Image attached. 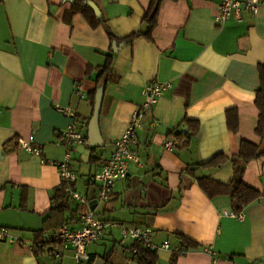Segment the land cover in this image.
<instances>
[{"label":"crops","instance_id":"0c3cea01","mask_svg":"<svg viewBox=\"0 0 264 264\" xmlns=\"http://www.w3.org/2000/svg\"><path fill=\"white\" fill-rule=\"evenodd\" d=\"M90 1L100 11L99 17L93 11L99 18L95 25L83 13H71L74 2L67 0H0V227L20 240L0 241V264H76L70 248L54 256L59 243L37 252L31 246L37 233L87 211L103 221L150 227L156 244L169 245L154 250L156 264H264V155L245 164L242 180L260 197L244 206L241 219L224 214L235 210L229 195L209 197L197 182V176H207L228 184L230 159L241 140L264 148L254 131L264 6L218 25L214 15L221 0H161L152 40L127 43L120 38L145 30L142 17L152 0ZM113 41L123 43L118 52L111 51ZM109 55L110 72L97 84ZM150 81L171 87L148 110L150 124L137 132L129 179L116 180L109 198L100 202L94 174ZM99 86L102 143L91 145L88 122ZM230 109L237 112L234 131L227 124ZM73 123L85 143L72 152L70 167L77 176L74 189L86 202L68 198L59 209L53 198L61 186L58 168L41 163L18 142L31 139L42 146L43 157L61 160L64 150L55 141ZM185 134L189 144L183 147L175 136ZM165 139L175 141L171 150L162 146ZM216 153L229 160L195 174L187 170ZM177 233L196 246H183ZM133 244L122 240L116 227H107L87 253L95 261L110 252L105 264H137L130 255Z\"/></svg>","mask_w":264,"mask_h":264},{"label":"built area","instance_id":"2783aa9c","mask_svg":"<svg viewBox=\"0 0 264 264\" xmlns=\"http://www.w3.org/2000/svg\"><path fill=\"white\" fill-rule=\"evenodd\" d=\"M260 6H264V0H221L214 20L218 25H222L230 17L240 19L241 12L247 11L255 15ZM171 87L170 82L150 81L141 87L142 102L132 112L129 121L119 137L113 141V148L108 159L102 164L100 169L94 174V179L98 182L97 199L102 202L109 198L112 193L114 183L118 179H129V163L136 155L137 132L150 124L146 120V115L151 105ZM69 113L66 109H61ZM61 146L64 155L61 160H51L42 156V146L34 144L31 139L18 142L19 148L28 153L40 157L41 163L53 164L58 168L61 187L66 196L81 202H86V197L74 189L77 179L75 172L70 167L72 152L85 143L84 135L78 130L76 125L70 124L55 141ZM175 145L172 139H165L162 146L171 150ZM244 208V207H243ZM243 208L240 210L225 211L224 214L233 218L243 217ZM107 227H116L122 240L131 239L134 246L130 247V253L135 254L139 248L146 251H154L158 248H168L166 242L156 244L152 238L150 227L127 226L122 223L103 221L97 218L93 211L81 212L77 216L61 223L53 230L42 234L40 243H59L60 249L54 253L55 257L63 253V249L70 248L76 264H84L88 259L87 246L97 241L105 232ZM0 241H20L7 227H0ZM33 251H37V245L31 246ZM212 253L211 249H205Z\"/></svg>","mask_w":264,"mask_h":264},{"label":"trees","instance_id":"16d2710c","mask_svg":"<svg viewBox=\"0 0 264 264\" xmlns=\"http://www.w3.org/2000/svg\"><path fill=\"white\" fill-rule=\"evenodd\" d=\"M161 0H152L151 4L144 13L142 17V21L146 23V27L144 31H134L129 33L128 35L120 38L121 40L130 43L137 37H143L146 40H152V31L157 23V15L159 9V2ZM71 13L80 12L83 13L89 20L91 25H95L98 23L99 18H95L93 14V10L84 2V0H76L70 9ZM110 38H114L111 32H108ZM112 62V56L109 55L107 62L101 67L99 70V74L97 75V84H99L101 79L104 76H107L110 72ZM258 76H259V87L255 91L254 97V104L258 110V119L257 124L254 129L257 136L262 140H264V65H258ZM92 100H94V95L92 96ZM227 124L232 131H234L237 127V112L235 110H228L226 112ZM191 130H195L196 125L190 123ZM178 138L183 147L188 146L189 144V137L187 134L185 135H178L175 136ZM264 155V148L259 143H254L247 140H241L237 154L233 156L230 161L232 163L233 168V178L228 184H223L207 176H197V182L200 188L209 196L213 197L218 194H227L230 196L233 207L235 210H240L249 202L258 199L260 194L254 188L246 185L242 180V174L244 172L245 164L252 160L256 159L260 156ZM229 160V158L223 153H216L213 155L209 160L196 164L192 167H188V171L192 174L199 169L211 168L215 169L222 163ZM54 200L57 208L61 209L66 207V202L69 196H66L62 187L57 190L56 194L54 195ZM60 225V224H59ZM42 236V233L38 235L36 234V240L34 243L37 245V251L42 250L43 245L49 243H40L39 240ZM176 236L182 242L183 246L190 247L195 245L191 240L187 237L177 233ZM135 245V244H133ZM196 246V245H195ZM35 251V252H37ZM110 252H107L105 255L102 256L104 261L108 260ZM131 259L135 260L137 264H156L157 257L154 251H146L141 248L135 254H131ZM177 255L174 253L172 257V261L175 260ZM94 258H89L84 264H93Z\"/></svg>","mask_w":264,"mask_h":264},{"label":"water","instance_id":"95a60500","mask_svg":"<svg viewBox=\"0 0 264 264\" xmlns=\"http://www.w3.org/2000/svg\"><path fill=\"white\" fill-rule=\"evenodd\" d=\"M70 2H74V0H67ZM94 11L96 17L100 16V11L98 7L92 1L88 0L85 1ZM123 43L113 41L111 51L118 52L119 48L122 46ZM102 102V86H99L96 95H95V102L93 107L92 116L88 122V131H87V143L91 145H100L99 137V129H98V120H99V113H100V106ZM261 202L264 204V197L261 198ZM93 264H105L104 260L101 258H96Z\"/></svg>","mask_w":264,"mask_h":264},{"label":"bare ground","instance_id":"6f19581e","mask_svg":"<svg viewBox=\"0 0 264 264\" xmlns=\"http://www.w3.org/2000/svg\"><path fill=\"white\" fill-rule=\"evenodd\" d=\"M75 116V115H74Z\"/></svg>","mask_w":264,"mask_h":264}]
</instances>
